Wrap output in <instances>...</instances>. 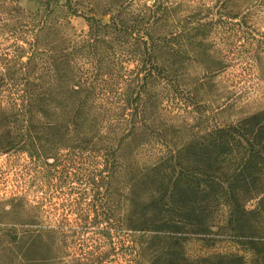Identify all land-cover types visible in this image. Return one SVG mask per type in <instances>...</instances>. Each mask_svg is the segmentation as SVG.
<instances>
[{
	"label": "trees",
	"instance_id": "16d2710c",
	"mask_svg": "<svg viewBox=\"0 0 264 264\" xmlns=\"http://www.w3.org/2000/svg\"><path fill=\"white\" fill-rule=\"evenodd\" d=\"M212 1L208 13L221 0ZM50 2L57 0H48L31 14L35 32L28 52L0 63V88L10 82L15 91L6 106L0 103V123L25 132L19 136L7 132L5 149L21 151L32 160L44 159L48 168L56 169V150L61 147L65 150L60 159L63 166L69 168L77 162L80 206L68 210L73 222L64 218L54 224L35 220L40 217V206L13 209V214L29 220L0 228L1 243L15 248L0 263L144 264L143 251L158 228L143 222L125 229L117 194L111 191L121 168L118 151L127 140L143 145L156 142L172 156L188 152L187 159L178 155L176 168L170 167L172 173L180 171L178 184H186L194 205L216 214L220 224L228 223H224L227 232L240 233L246 214L242 206L251 202L264 206V113L254 116V123L212 124L204 134H192L186 146H176L174 138L168 141L149 118L155 103V108H161L164 101L183 100L196 111L201 108L189 86L176 80L171 63L159 64L166 53L175 52L172 43L183 35L178 30L156 36L155 30L176 15L169 1L154 0L137 15L128 11L131 6L121 5L122 11L103 23L93 16H80L71 1L64 0L60 6L82 18L87 27L84 34L74 37L63 31ZM243 3L249 6L246 9L254 8V3L257 10L264 9L262 0ZM203 25L196 24L198 29ZM41 30L47 38L43 49L37 45ZM40 69L43 78L36 73ZM11 70L15 76L5 77ZM149 89L156 90L154 100ZM39 129L45 130L43 145L27 140ZM177 233L173 230L168 236L177 240Z\"/></svg>",
	"mask_w": 264,
	"mask_h": 264
},
{
	"label": "rangeland",
	"instance_id": "374dc122",
	"mask_svg": "<svg viewBox=\"0 0 264 264\" xmlns=\"http://www.w3.org/2000/svg\"><path fill=\"white\" fill-rule=\"evenodd\" d=\"M47 1L0 0V63L13 61L28 52L35 32L31 14ZM70 1L80 16H93L107 23L110 17L122 11L121 5L131 6L128 11L137 15L145 12L154 0ZM167 1L176 15L155 30L156 36L178 30L183 35L172 43L175 52L169 56L166 53L159 59V64H166V60L171 63L176 80L189 86L201 109L196 111L183 100L164 101L161 108H155V103L149 113L154 126L167 136L168 141L174 138L173 144L180 147L189 143L192 134H204L212 124L227 127L250 120L254 123V116L264 113V9L257 10L255 3L254 8L246 9L249 6L243 0H221L216 2L218 7L208 13L212 0ZM57 2H50L51 9L63 31L70 37L84 34L87 27L83 19L68 14L66 8L60 6L64 0ZM198 22L204 24L199 29ZM188 28L191 30L186 31ZM42 32L38 33L40 49L47 44ZM40 57L45 61L44 56ZM14 70H11L12 74L5 72V77L13 78ZM36 73L44 77L42 69ZM8 83L0 88L2 107L14 98V88ZM154 90L149 89L151 100L155 99ZM7 132L11 136L25 134L16 130L13 124L0 123V228L29 220L11 212L18 206H40L37 222L54 224L64 218L73 222L74 216L68 210L80 206L81 192L77 182V162L74 160L69 168L63 166L60 159L65 150L58 147V165L56 169H50L44 159L32 160L21 151L5 149ZM44 133L45 130L40 129L31 132L32 138L27 140L43 145ZM168 151L156 142L143 145L130 140L118 151L121 168L112 180L111 191L117 194L118 213L124 228L129 230L130 226H139L143 222L158 228L157 236L149 239L143 251L142 262L264 264V206H257L256 202L242 206L246 214L241 221L240 233L227 232L226 222L220 224L216 214L201 210L204 206L194 205L186 184H178L180 171L176 169L172 173L170 167L175 165L176 168L179 154L176 152L172 156ZM179 157L184 160L189 154L183 151ZM170 158L172 161L167 160ZM48 163H52L51 160ZM173 230L179 231L177 240L168 236ZM197 231L205 234H197ZM14 249L5 247L0 240V258L11 257Z\"/></svg>",
	"mask_w": 264,
	"mask_h": 264
}]
</instances>
